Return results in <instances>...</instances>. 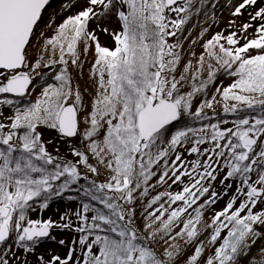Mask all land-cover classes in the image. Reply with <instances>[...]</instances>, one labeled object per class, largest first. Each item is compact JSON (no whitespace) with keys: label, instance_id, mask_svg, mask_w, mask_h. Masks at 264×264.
<instances>
[{"label":"snow or ice","instance_id":"6c2138e0","mask_svg":"<svg viewBox=\"0 0 264 264\" xmlns=\"http://www.w3.org/2000/svg\"><path fill=\"white\" fill-rule=\"evenodd\" d=\"M51 6L0 0V264H264V0H224L198 56L185 27L221 0ZM56 200L77 206L42 218ZM53 229L64 254L38 251Z\"/></svg>","mask_w":264,"mask_h":264},{"label":"rangeland","instance_id":"374dc122","mask_svg":"<svg viewBox=\"0 0 264 264\" xmlns=\"http://www.w3.org/2000/svg\"><path fill=\"white\" fill-rule=\"evenodd\" d=\"M65 2H66V0H52V6L49 9V11H52L54 9L58 11L60 8V5L62 3H65ZM234 2H237V0H234ZM223 5H224V0H221V7L218 9V11L216 13L217 18H218V23L213 24L210 20L206 22L203 14H201L199 17L194 16L191 19V21L188 23L189 29H196L197 33L195 35H192V30H185L184 31V36L188 37V39L185 40L184 44H183L184 49H186L185 50L186 53H187V50L189 48H191L192 51H194L196 53V55L198 56L203 51L202 44H203L204 40L210 38L211 35L214 34L215 32L226 30L228 28V20L231 19V16H230V13L226 10V8L223 7ZM76 10H77L76 8H73L70 12H65L63 14V16L58 15L56 17L55 23L53 24L52 27L55 28L56 25H58L61 22V20L64 18V16L72 14ZM249 11H251V9H249ZM247 18H248L247 13H245L244 16L241 17L237 21V23L239 24V23L243 22L244 20H247ZM44 20H45V22L48 21L47 14H45ZM93 27H95V25H93ZM114 27H116L115 20H113L111 25H110V28H114ZM201 27H208L209 31H208V33L205 34L203 39H198ZM189 31L191 32V35H189ZM52 34H53V32L51 30H49L47 32L48 36H51ZM100 39H101V42L103 44H106V45H112V43H113L111 38L106 34H101ZM193 40H197V43L195 45L192 44ZM37 54H39V53H37ZM92 58H93L92 53L89 52L88 60L91 61ZM187 58H189L188 55H186L185 59H187ZM89 68H90V63H85L84 68H83V76L77 77V80H78V83L80 85L81 90H83L87 84L91 83L88 79ZM74 75H76L75 70H74ZM221 81L223 82L224 86H227L228 84L231 83L230 78L219 77V81L217 82L216 86H219L221 84ZM216 86H214L212 90L209 89V98H211V94H212V92L215 91ZM39 92H40V89L37 88L36 91L32 93L31 98L34 100L36 98V96L39 95ZM215 108H216L217 112H219L221 115H224L222 112V103H217L215 105ZM224 118L225 119H233L234 117L229 114V115H224ZM177 127H179V126H177ZM45 131H46L45 139H51L54 141L53 144L49 146L50 151H52L53 148L57 147V146L60 147L61 152L66 151L64 144L61 143L60 140L55 139V133L54 132L48 133L47 130H45ZM184 156L186 159H189V160L194 159V157L188 156L186 152L184 153ZM101 179H103V177H101ZM175 190H179V188L174 186L173 191H175ZM151 196H152V194L150 195V198H151ZM225 203H226V199L219 201L214 206L213 210H220L224 206ZM76 206L77 205L75 203L69 204V202H67L66 200H56L50 204L49 209L43 211L39 215H41L42 218H44V219L51 217L54 220H58L60 213L63 212L66 208L71 207L72 209H75ZM212 211H208L205 213L204 218L206 220L210 218V216L212 215ZM30 215H31V218H33V219L38 218V213H36V212H33ZM51 235L54 236L56 238V240L46 239L43 242L41 248L38 249V251L43 252L45 249H49V250L54 249V250L60 252L61 254H64V253H66L68 247L71 245L72 240L74 238H77V236L73 233H70L69 230L60 231L58 229H53L51 232ZM60 239H64L66 241L65 246L61 247L60 245H58V243L56 241H58ZM29 261H30V264H35L34 257L29 256Z\"/></svg>","mask_w":264,"mask_h":264},{"label":"trees","instance_id":"16d2710c","mask_svg":"<svg viewBox=\"0 0 264 264\" xmlns=\"http://www.w3.org/2000/svg\"><path fill=\"white\" fill-rule=\"evenodd\" d=\"M187 27H188V28H187ZM185 30H192V35H195V34L197 33V32H196V29H189V26H188V25H186ZM185 50H186V49H185ZM206 75H207V74L205 73V76H206ZM218 81H219V78H218L217 81L215 82V85L210 86V90H212L213 87L217 85V82H218ZM217 98L219 99V97H217ZM187 123L191 124L192 122H191V121H188ZM177 126H179V127H183V126H184V123L182 122L181 124H179V125H177ZM153 183H154V181H153ZM163 190H164L163 188L156 189L155 191H153V190L150 189L149 198H150V195H151V194H152V196H154V195H156L155 193H157L158 191H163ZM210 211H212V210H210ZM69 232H70V233H73V234H75V235L77 236L76 233H74V232H72V231H69ZM253 251H255V249H254Z\"/></svg>","mask_w":264,"mask_h":264}]
</instances>
